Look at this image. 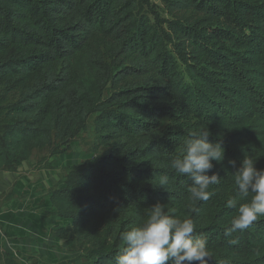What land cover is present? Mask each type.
<instances>
[{
    "label": "trees",
    "instance_id": "16d2710c",
    "mask_svg": "<svg viewBox=\"0 0 264 264\" xmlns=\"http://www.w3.org/2000/svg\"><path fill=\"white\" fill-rule=\"evenodd\" d=\"M157 1L173 19L149 0H0V172H18L36 151L70 158L35 200L45 217L2 215L0 264H27L13 246L23 254L28 236L77 246V264H115L121 234L157 203L193 221L207 264H264V217L225 234L247 202L226 207L233 174L245 156L264 169V0ZM206 128L225 155L208 173L220 178L214 194L193 201L170 162ZM84 132L94 149L68 156Z\"/></svg>",
    "mask_w": 264,
    "mask_h": 264
},
{
    "label": "clouds",
    "instance_id": "9594fccd",
    "mask_svg": "<svg viewBox=\"0 0 264 264\" xmlns=\"http://www.w3.org/2000/svg\"><path fill=\"white\" fill-rule=\"evenodd\" d=\"M209 136L208 128L192 132L185 141L182 154L170 162L172 169L191 180L189 192L193 201L209 200L214 194L209 191L210 185L220 181L216 174L209 176L208 173L214 167L213 161L224 160L225 150L220 143H209ZM235 163L229 161L233 167ZM233 175L237 196L228 199L226 207L236 208L237 198L247 202L239 204L226 235L243 231L264 217V169H257L256 160L245 156ZM168 184L167 176L159 179L160 188L165 190ZM121 240L125 247L117 255L115 264H207V258H210L207 239L202 234H195L193 221L171 214L160 203L148 208L137 226L121 234Z\"/></svg>",
    "mask_w": 264,
    "mask_h": 264
},
{
    "label": "rangeland",
    "instance_id": "374dc122",
    "mask_svg": "<svg viewBox=\"0 0 264 264\" xmlns=\"http://www.w3.org/2000/svg\"><path fill=\"white\" fill-rule=\"evenodd\" d=\"M154 4L155 11L164 19H173V15L157 0H149ZM174 123L172 118H166L162 121V127L166 128ZM94 149L93 137L88 133H82L73 142L67 155H84L91 153ZM70 159V158H67ZM51 157L49 151H36L30 161L26 162L16 173L0 172V233L5 232V221L2 215L13 213L19 219H28L23 213L35 212L45 217V208L43 202L37 205L39 199H47L51 187L63 180L67 171L69 162ZM37 202L35 203V200ZM22 210V211H21ZM28 210L30 212H28ZM47 216V215H46ZM15 227L18 225L12 224ZM9 231H13L10 227ZM15 239H20V234ZM50 235L49 232L46 233ZM9 239L4 236V241ZM12 242V241H11ZM18 242V241H17ZM45 245L35 242L32 237H25L22 240V246L27 251L20 254L22 247L18 245L14 250L19 252L20 262L26 261L27 264H77L79 249L77 246H65L64 241L59 244L52 243V239L45 238ZM20 246V247H19ZM55 260V262L53 261Z\"/></svg>",
    "mask_w": 264,
    "mask_h": 264
}]
</instances>
